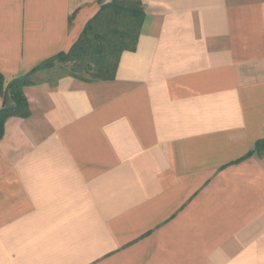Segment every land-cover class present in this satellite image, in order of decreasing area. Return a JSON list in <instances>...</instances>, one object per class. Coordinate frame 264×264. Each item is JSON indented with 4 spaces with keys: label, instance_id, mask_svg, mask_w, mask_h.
<instances>
[{
    "label": "crops",
    "instance_id": "obj_1",
    "mask_svg": "<svg viewBox=\"0 0 264 264\" xmlns=\"http://www.w3.org/2000/svg\"><path fill=\"white\" fill-rule=\"evenodd\" d=\"M142 2L114 79L28 85L6 120L0 264H264V0ZM100 8L0 0L5 82Z\"/></svg>",
    "mask_w": 264,
    "mask_h": 264
},
{
    "label": "trees",
    "instance_id": "obj_2",
    "mask_svg": "<svg viewBox=\"0 0 264 264\" xmlns=\"http://www.w3.org/2000/svg\"><path fill=\"white\" fill-rule=\"evenodd\" d=\"M98 1L101 3L99 12L87 23L68 51L56 54L8 83L0 74L3 103L0 109V139L9 117L30 114L24 87L42 82L56 83L64 76L87 82L115 78L123 51L136 48L145 18L144 5L142 0ZM251 153L264 158V138L257 141Z\"/></svg>",
    "mask_w": 264,
    "mask_h": 264
},
{
    "label": "rangeland",
    "instance_id": "obj_3",
    "mask_svg": "<svg viewBox=\"0 0 264 264\" xmlns=\"http://www.w3.org/2000/svg\"><path fill=\"white\" fill-rule=\"evenodd\" d=\"M53 74V73H52Z\"/></svg>",
    "mask_w": 264,
    "mask_h": 264
}]
</instances>
